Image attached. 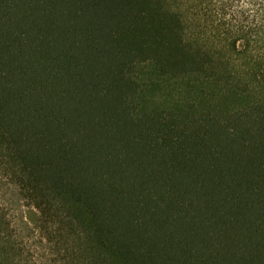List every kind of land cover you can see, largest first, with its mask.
<instances>
[{"label":"trees","instance_id":"obj_1","mask_svg":"<svg viewBox=\"0 0 264 264\" xmlns=\"http://www.w3.org/2000/svg\"><path fill=\"white\" fill-rule=\"evenodd\" d=\"M0 264H264V0H0Z\"/></svg>","mask_w":264,"mask_h":264}]
</instances>
